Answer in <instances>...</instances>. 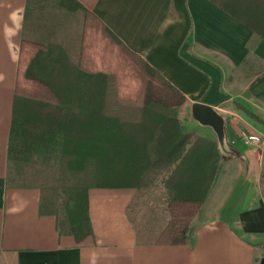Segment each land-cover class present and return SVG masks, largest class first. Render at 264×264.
Here are the masks:
<instances>
[{"label":"crops","instance_id":"0c3cea01","mask_svg":"<svg viewBox=\"0 0 264 264\" xmlns=\"http://www.w3.org/2000/svg\"><path fill=\"white\" fill-rule=\"evenodd\" d=\"M84 22L100 29L94 39H107L105 27L185 96L177 111L181 129L203 141L185 152L168 186L187 195L198 187L199 171L204 180L215 156L214 145L204 139L216 136L192 119L191 104L209 105L225 119L233 154L221 156L184 243H155L161 220L145 218L139 229L129 219L126 208L136 192L130 186L89 190L92 234L76 242L57 232L38 188L7 182L21 44L36 49L31 73L44 74L59 59L80 67ZM98 89L107 93L106 100L112 98L114 85ZM141 98L119 101L139 107ZM252 114L264 120V39L209 0H0V264H259L264 257V142L251 147L241 140L242 132L264 137V124ZM158 190L164 203L165 190Z\"/></svg>","mask_w":264,"mask_h":264},{"label":"trees","instance_id":"16d2710c","mask_svg":"<svg viewBox=\"0 0 264 264\" xmlns=\"http://www.w3.org/2000/svg\"><path fill=\"white\" fill-rule=\"evenodd\" d=\"M209 1L264 39V0ZM104 29L109 38L94 39L101 36L100 29L84 22L80 67L59 59L44 74L29 72L36 49L22 42L7 146V182L38 188L40 204L54 216L57 232L76 242L92 234L91 188H135L126 208L129 219L135 220L162 187L164 227L155 243H184L191 237V221L222 158L217 142L204 139L214 145L215 156L204 180L200 171L194 177L198 187L185 195L168 186L185 152L203 138L181 129L177 111L187 101L185 96ZM106 84L114 85L107 100V93L98 89ZM139 96V107L119 101Z\"/></svg>","mask_w":264,"mask_h":264},{"label":"water","instance_id":"95a60500","mask_svg":"<svg viewBox=\"0 0 264 264\" xmlns=\"http://www.w3.org/2000/svg\"><path fill=\"white\" fill-rule=\"evenodd\" d=\"M192 119L202 127H209L216 136L217 148L221 156L230 157L233 150L227 142L225 133V119L223 115L213 107L201 102H194L190 106ZM259 264H264V257Z\"/></svg>","mask_w":264,"mask_h":264},{"label":"rangeland","instance_id":"374dc122","mask_svg":"<svg viewBox=\"0 0 264 264\" xmlns=\"http://www.w3.org/2000/svg\"><path fill=\"white\" fill-rule=\"evenodd\" d=\"M191 123L192 125H195L193 122ZM196 129H199V127L198 128L196 127ZM162 198H163L162 192L159 190L155 192V194L150 198L144 211L141 213V215L138 216V218L135 219V223L136 225L139 226V229H141V221L144 222L145 218L149 223L157 222L158 220L164 222ZM139 217H142L143 219ZM149 226L153 227L154 225H149Z\"/></svg>","mask_w":264,"mask_h":264},{"label":"built area","instance_id":"2783aa9c","mask_svg":"<svg viewBox=\"0 0 264 264\" xmlns=\"http://www.w3.org/2000/svg\"><path fill=\"white\" fill-rule=\"evenodd\" d=\"M241 140L248 146L256 147L264 142V137L256 132H242Z\"/></svg>","mask_w":264,"mask_h":264}]
</instances>
